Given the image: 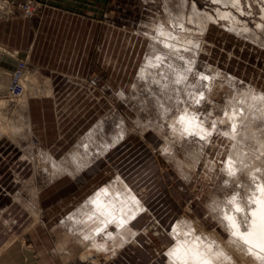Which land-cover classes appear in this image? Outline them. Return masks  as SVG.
Wrapping results in <instances>:
<instances>
[{"label":"rangeland","instance_id":"obj_1","mask_svg":"<svg viewBox=\"0 0 264 264\" xmlns=\"http://www.w3.org/2000/svg\"><path fill=\"white\" fill-rule=\"evenodd\" d=\"M12 1L14 13L0 18V42L11 45L13 39L11 46H20V57L3 53L0 58V264H89L88 258H82L88 250L98 253L96 264H165L158 243L146 236L136 246L122 245L110 259L109 254L80 242V225L69 215L118 174L140 193L153 221L169 235L184 217L197 234L215 237L225 227L227 205L222 203L228 199L243 201L242 220L238 217V221L247 227L243 213L258 191L246 190L244 185L256 180L253 186H257L264 179V169L253 163L257 170L253 165L250 169L258 176L250 181L236 170L237 162L229 155L232 139L224 132L230 127L225 111L231 102L240 104L238 96L250 88L264 92V41L237 35L228 22L220 21L201 32L188 21V15L193 2L201 10L214 12L210 0H187L184 5L182 0V4L180 0ZM244 1L247 20L255 27L264 2L249 0L250 7ZM3 3L0 1V16L12 10ZM27 5L32 8L29 13ZM183 9L186 18L181 21L190 30H183L178 22ZM162 23L175 33L193 34L199 38V47H189L188 53L174 50L175 54L155 39L152 26ZM12 26L21 27L19 38H12ZM204 45L208 52L201 50ZM18 61L25 64L23 80L26 84L32 81L37 93L22 81L19 96L12 94L10 82ZM189 64L191 70L186 69ZM198 72L215 81L213 89H208L209 80ZM203 93L205 96L196 98ZM36 100L41 111L38 129L31 110ZM184 108L207 120L210 138L177 134L171 120ZM157 125L162 129L157 130ZM87 134L93 135L88 138ZM85 142H89L88 149ZM88 157L86 165L100 158L79 173L77 159ZM228 159L232 166L236 162L235 167L230 166L232 175L242 174L238 179L244 185L228 177ZM70 172L77 175L72 177ZM146 223H152L151 219L138 226ZM148 227L151 225L146 231Z\"/></svg>","mask_w":264,"mask_h":264},{"label":"bare ground","instance_id":"obj_2","mask_svg":"<svg viewBox=\"0 0 264 264\" xmlns=\"http://www.w3.org/2000/svg\"><path fill=\"white\" fill-rule=\"evenodd\" d=\"M210 1L213 5H215V7L213 8L214 12L208 11V10H201L197 6V4L195 2H193L192 6H191V11L189 12V15H188V21L190 23H193L194 25H196L201 32H203V33H204V31L206 32V30H208V28L212 24H217V23L219 24L221 21V22H223V24H226V22H228L230 29L233 30L239 36H245L246 38H250V39H253L255 41L259 39L260 42L264 41V38L262 36L264 34V5L261 6V9H262L261 16L254 20L255 21V27H254L247 20V18H248L247 14L249 12H247L245 9L246 7H245V3H244L245 1L244 0H210ZM247 1H248V5L250 7H252L251 2L249 0H247ZM180 2H181V0H180ZM182 2L184 5L187 2V0H182ZM182 2H181V4H182ZM261 2H264V0H262ZM183 5H181V7ZM185 6H183V7H185ZM179 12H180V14H178V17L180 20L178 22L184 28L183 30H186L188 28L186 26L187 24L184 25L182 22L186 18L185 11L183 9V10H179ZM168 13H169V11H168ZM152 28H154L156 33H157L155 39H158L161 42H163L164 45L167 48L172 49L173 52H174V50L180 51L181 49H184L186 51V53H188L189 47L194 46V48H198L200 45L199 44V38H197L193 34H192V36H190L191 33L187 34V35L182 34V32L181 33H177V32L175 33L169 27L163 25V23L153 25ZM188 30H190V28H188ZM193 31H195V30H193ZM158 44H155V45L159 47ZM165 46H163V47L160 46V47L164 48ZM155 50L156 49H154V51ZM159 50H161V48ZM162 50H164V49H162ZM184 50H183V52H185ZM201 50H203L204 52H208L209 48L206 45H204L203 49H201ZM3 53H8L12 56L15 55L14 52L9 51L8 49L0 46V58L3 55ZM166 53H168L167 50H166ZM180 53H181V55H183L182 52H179L178 54H180ZM195 53H197L196 50H195ZM175 54H177V53H175ZM189 54L192 55V52H190ZM184 56H185V54H184ZM193 57H194V55H193ZM173 59H171V60L173 61ZM186 59L187 58H185L183 60H186ZM193 59H195V57ZM160 61L164 62L165 60L161 59ZM160 61H158V62H160ZM174 61H175V59H174ZM186 62H187V60H186ZM193 62L191 61L190 64H192ZM148 64H152V62L150 60H148ZM187 64H188V62L186 63V65ZM162 65H165V64H162ZM175 65H176V63H175ZM192 65L187 66L188 68L186 67V69H190L189 67H191ZM145 66H146V64H145ZM159 66H161V65H159ZM171 66H172V64H171ZM194 66L195 65H193V67ZM193 67H191V68H193ZM161 68H162V66H161ZM173 68H174V66H173ZM153 69H154V67H153ZM147 71H148V69H147ZM181 71H183V70L181 69ZM187 71H189V70H186V73H187ZM149 72H151V71L149 70ZM148 74H150V73H148ZM154 74H155V72H154ZM154 74H152V75H154ZM173 74H176V73H173ZM187 74H189V73H187ZM199 74L202 77L204 75L205 79L207 78L209 80L208 89L209 90L213 89V87L216 85L215 81L211 80V78L207 77L205 74L202 75L201 72L200 73L198 72V75ZM22 75H23V73H22ZM22 75H20V78L22 77ZM186 75L184 74V76H186ZM143 77H145V75H143ZM180 77L178 76L177 80H178V78L182 79V80L185 79V78L183 79ZM20 78H19V83L22 84V81H24V80H23V77L21 79ZM154 78L156 79V75L154 76ZM27 80H28V77H27ZM31 80H33V79L31 78ZM159 83H161V82H159ZM10 84H11V82H10ZM23 84L25 86L28 85L30 87V89H32L33 92L38 90V89L31 87V85L33 84L32 81H30V82L28 81L27 84L24 81ZM167 84H169V83H167ZM157 85H159V84L157 83ZM207 85H208V83H207ZM175 88H177V87H175ZM186 89H187V87H186ZM192 89H194V88H192ZM247 91H248V93L247 92L244 93V96H241V97H240V95L238 96L240 99L236 97L238 99V101H240V104H238V103L236 104V102L232 103L229 100L230 98L228 99V101H230L231 103L229 104V109H227V111H225V120L229 121L230 127L225 129L224 132L226 133V136H228L229 138L232 139V144H231V149H230L229 155L231 156L232 159H234L237 162L236 163L233 160L234 163H236V165L233 163V166L235 165L236 167L235 166L234 167L236 168V170H238L239 173H244L245 174L244 176H247V180L250 181V179H252L251 177H253L254 175L258 176V173H256V174L254 173L257 170L256 168L260 167V170H261V168L264 169L263 168L264 167V92H256V90H254L252 88H250V90H247ZM34 93H37V92H34ZM247 95H248V97H247ZM171 96H173V95H171ZM187 96H189V98H190V95L188 93H187ZM202 96H205V93L197 94L196 98L199 99V98H202ZM192 97H194V96H192ZM232 100H233V98H232ZM195 101H198V100H195ZM202 101H200V102H202ZM166 105H167V103H166ZM183 107H185V101H184ZM226 107H227V105H226ZM163 110H165V109H163ZM179 110H180V108H179ZM193 112L194 111H190V110L184 108V111L182 110V112L180 114H177V117L175 116L176 117L175 120L174 119L171 120V121H173V123H171V125L173 126V129L177 130V134H182V135L188 134L189 135L190 133H193V134H198L200 137L206 138L207 135L211 134L212 129L207 127V125L205 123L207 120L206 121L200 120L197 117V115H195V113H198V112H195V113H193ZM173 118H174V116H173ZM210 118H211V116H210ZM155 123H157V122L155 121ZM158 124H160V123H158ZM160 126L163 127L162 125H160ZM161 127H159V128H161ZM159 128L157 125V130ZM218 130H219V128H218ZM94 132H95V130H94ZM92 135L88 136V134H87L88 138L91 137ZM93 137H96V136H93ZM208 138H210V136H208L207 139ZM83 139H85V137ZM231 139H229V140H231ZM166 143L168 144V141H166ZM84 146L87 147L86 149H88L89 142H85ZM163 148H165V147H163ZM110 149H108V150H110ZM108 150L105 151V153L108 152ZM94 152H95V150H94ZM74 153H75V151H74ZM76 154H77V151H76ZM89 160H90L89 157H88V159L86 158V160H84V159L78 160L77 159V163H76L78 165L77 168H79V169L84 168L85 169V166H87L86 162ZM228 161H229V159H228ZM250 161H252V162L250 163ZM253 163H255L254 165L257 164L258 166H255L256 167L255 168ZM251 165H253L254 169H256L255 171H254V169H250ZM230 166H232V164L229 161V163L226 167V169H227L226 172H228L227 173L228 177L237 179V182L238 181L241 182V180H239L238 178L242 174H240L238 177L239 173L233 172L236 175H232V169H230ZM226 169H224V170H226ZM68 172H69V170H68ZM79 173H80V171H79ZM261 173H259V174H261ZM263 173H264V170H263ZM262 177L264 178V176H262ZM254 178H255V176H254ZM261 179H259V180H261ZM254 181H256V180H254ZM253 182H252V184L249 183L250 186H249L248 182L246 183V184H248V186H246V184L244 185L243 182H241L244 185V188L246 190H247V187H249L254 191L256 190L255 192L258 191V194H255L256 196L253 198L254 203L250 204V206H247V208H246L247 213H243V217L246 216V222H247L246 226L247 227L243 228V227H241V224H240V220H242L240 217L242 215L243 208H244L243 207L244 205H242L243 201L241 203H239V202L237 203L236 201L235 202H232V201L228 202V200H229L228 199L227 202H224L223 200H225V199L223 197V200H222V198H220L219 202L222 203V201H223L222 205H224V206L227 205L226 206L227 211L225 210L226 213H225V216L223 215L224 220L222 221L224 223L225 227L223 229L222 227L219 226L221 229L217 233H215V234L213 233L215 235V237L214 236L213 237L206 236L207 238H205L204 233H203L204 235H201V234L199 235V233L197 234L196 233L197 231L195 232V230H194L195 229L194 225H193V227L191 225L193 223L192 222L190 223L187 220L185 221L184 217H183V220H181V221L178 220L179 222L176 223L175 226H173L174 229L172 231L173 232L172 235H169L161 225L157 224L158 222L156 220L155 221L157 223L153 221V217H151L150 210L147 208L146 204L144 203L143 197L140 195V193L136 189H134L132 187L131 184H129V182L121 174H118V176L114 179V181L111 180L110 183L104 184L103 186L99 187L98 189L96 188L97 189L96 192L93 195H91L86 201H84V204L82 203L83 205L80 206V208L78 210H76L75 212H72L69 215V219L74 221V223L80 225V227L77 228V230H78L77 233L80 234V236H81L80 242L84 243L83 246H85V244H86V245H88L89 249H95L96 251H103V252L109 254L108 255L109 259L118 249H120L122 247V245H124V246H126V245L136 246L137 244H140V241H141L140 237L146 236L147 239H150L151 241L155 240L158 243V247L160 248L162 255L165 254L164 255L165 260L163 261L165 264H264V179H262L259 182V184H257V186H255V187L253 186ZM249 190H248V192H249ZM237 194H239V193H237ZM240 195H242V194H240ZM246 196L248 197V195H246ZM217 198H219V197L217 196ZM228 198H230V197H228ZM242 199H244V198H242ZM232 200H233V198H232ZM240 201H241V199H240ZM245 203H246V201H245ZM239 209H242V210L239 211ZM248 212H250V213L248 214ZM219 213L221 214V212H219ZM238 217L240 218L239 221H238V219H239ZM146 218H150L152 223H146L143 226H138V224ZM190 221H193V220H190ZM218 223H219V221H218ZM241 223H243V222H241ZM148 225H151V227L154 225L155 227L153 226L154 227L153 230H150L149 228H151V227H148L147 231H146L145 229ZM218 225H220V224H218ZM196 226H197V224H196ZM212 227H213V225H212ZM216 227H218V226L216 225ZM73 230H76V229H73ZM144 231H146V233ZM201 231H203V230H201ZM214 232H215V228H214ZM209 234H212V233H209ZM75 237H76V235H75ZM80 239H78V240H80ZM75 240H77V238ZM32 250L33 249L31 248L28 251L32 252ZM96 255L88 250V251H86V253L84 255H82V258H83V260H84V258H88L89 260H87V259L86 260L90 262L89 264H94L95 262H98ZM104 255H106V254H104ZM106 257H107V255H106ZM108 258H106V259H108Z\"/></svg>","mask_w":264,"mask_h":264},{"label":"crops","instance_id":"obj_3","mask_svg":"<svg viewBox=\"0 0 264 264\" xmlns=\"http://www.w3.org/2000/svg\"><path fill=\"white\" fill-rule=\"evenodd\" d=\"M16 27H14V26H12V28H11V36H12V38H13V36L14 35H17V38H19V35H20V30H21V27L19 26L18 28H16ZM2 31H1V23H0V33H1ZM12 44H13V39H12V42H11ZM35 43V42H34ZM34 43H33V45H32V47L34 48ZM0 44L1 45H3L2 47H4V48H6V49H8L9 51H14V53L16 54V55H20V46H18V45H16V46H11V45H9L8 43H6V42H0ZM33 50V49H32ZM28 55H30V53H28ZM26 56L25 58H27V59H29V56ZM20 57V56H19ZM46 89L45 90H51V88H49V87H47V86H44ZM37 102H39L38 100H36L35 102H33V105L31 104V110H32V114H33V116H34V119H35V123H36V125H35V129H38V126H39V123H40V121H39V116H40V113H41V111H40V109H38V105H37ZM42 108H44V105L42 106ZM30 115H31V113H30ZM31 117H32V115H31ZM39 139H41V137L39 136ZM110 149V148H109ZM110 150H108V152H109ZM108 152H106L105 154H103L102 156H105ZM100 157H98L94 162H92V163H90L89 165H87V166H85V169L83 168V169H80V173L81 172H83L84 170H86L87 168H89L92 164H94L98 159H99ZM68 170H70V169H68ZM67 170V171H68ZM72 172H70L69 174L72 176V177H75L76 175H77V173L76 174H74V173H72ZM129 245H127V247H128ZM50 261L52 260V259H49ZM164 261V260H163ZM51 262H54V260H52ZM47 263V262H46Z\"/></svg>","mask_w":264,"mask_h":264},{"label":"built area","instance_id":"obj_4","mask_svg":"<svg viewBox=\"0 0 264 264\" xmlns=\"http://www.w3.org/2000/svg\"><path fill=\"white\" fill-rule=\"evenodd\" d=\"M1 2H4L5 4H8L12 10L10 12H7L6 14L0 16V18L4 17V16H10L11 14L14 13V5H13V1L12 0H0ZM3 3V4H4ZM26 11L27 13L31 12L32 11V8L30 5H27L26 7ZM24 63L23 62H19L17 63L16 65V69H15V72L13 73V78H12V81H11V84H10V88H11V92L14 96H19L21 90H22V86L21 84L19 83V78H20V75H22V72H23V69H24Z\"/></svg>","mask_w":264,"mask_h":264}]
</instances>
